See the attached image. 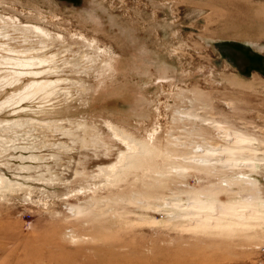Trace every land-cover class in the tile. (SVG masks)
<instances>
[{
    "label": "rangeland",
    "instance_id": "374dc122",
    "mask_svg": "<svg viewBox=\"0 0 264 264\" xmlns=\"http://www.w3.org/2000/svg\"><path fill=\"white\" fill-rule=\"evenodd\" d=\"M4 55L58 89L0 106V264H264V0H0Z\"/></svg>",
    "mask_w": 264,
    "mask_h": 264
},
{
    "label": "bare ground",
    "instance_id": "6f19581e",
    "mask_svg": "<svg viewBox=\"0 0 264 264\" xmlns=\"http://www.w3.org/2000/svg\"><path fill=\"white\" fill-rule=\"evenodd\" d=\"M27 27L29 28L30 27V29L32 28V29H35V30H37L38 31V33L40 32H42V30L40 29V28H38V27H36V26H31V25H27ZM8 44V43H7ZM3 45H4V43H3ZM9 46V45H8ZM8 46H6L5 47V49L8 47ZM10 47V46H9ZM1 48H2V46H1ZM12 48V47H11ZM9 49V48H8ZM14 48H12V50H13ZM3 50H4V46H3ZM7 50V49H6ZM6 50H5V52H6ZM9 51H11V50H9ZM25 51V50H24ZM15 52H17V51H15ZM8 53V52H7ZM13 54V53H12ZM16 54V53H15ZM9 55H10V53H9ZM8 55V56H9ZM18 57H19V54H16ZM14 56V57H16V58H14V57H9V58H5V55L3 56V59L2 58H0V65H8V64H12V62H13V64L15 65V64H20L21 62V64L23 65V66H29V65H32V64H35V63H32L31 62V60L30 59H23V60H21L22 58H18L17 56ZM20 55H21V53H20ZM31 57H35V56H31ZM30 58V57H29ZM37 58V57H36ZM36 58H34V59H36ZM49 58V57H48ZM47 57H46V61H48L49 63H51L50 61H49V59H48ZM53 58V57H52ZM42 59H44V57L42 56ZM39 56H38V63L37 64H40L41 65V63H45L46 61L45 60H42ZM48 59V60H47ZM45 61V62H44ZM48 63V64H49ZM39 65V66H40ZM9 66H12V65H9ZM38 66V65H37ZM46 66V65H45ZM55 66V65H54ZM15 67V66H14ZM18 67V66H17ZM34 67V66H33ZM19 68V67H18ZM27 68V67H26ZM48 68H49V66H48ZM52 68H53V66H52ZM52 68H50V69H52ZM9 69V68H8ZM6 70L7 71V73H5V74H3L2 76H0V81H5V83L6 84H9L10 86L12 85L13 87L15 86V83H17V80H18V82H19V75L21 74L22 76L24 75L25 76V74L27 73V74H32V77H33V75L35 76V75H38V74H41L42 72L40 71V70H43L42 68L41 69H36L37 71H31V70H34V69H31L30 71H22V70H20L21 72H17V71H15V70ZM46 70H47V68H45ZM54 69V68H53ZM0 70H2L1 69V67H0ZM5 70V69H4ZM16 70H17V68H16ZM46 70H44V71H46ZM18 71H19V69H18ZM41 72V73H40ZM44 73V72H43ZM42 73V74H43ZM29 77V76H28ZM29 78H31V77H29ZM47 79H48V77H47ZM24 80V79H23ZM26 80V79H25ZM54 81H56V80H54ZM52 79H50V80H46V78H44L43 80H39V79H36V80H30V82H26V83H24L23 82V84H22V87L21 88H19V90L18 91H16L15 89H13L14 91L12 92V95L10 96V94L8 95V96H6V98L4 99V100H2V99H0V100H2L1 102H0V106H3V105H6L7 104V106H8V103L9 104H11V102H13L14 101V99L15 98H18V101H16L17 102V105H18V103L19 102H23V101H26V100H28V99H30V98H33V96H35V95H41V96H43V97H47V96H52V95H54L53 93L58 89V87L57 86H53V83H56V82H54ZM58 82H59V80H58ZM20 83V82H19ZM18 83V84H19ZM5 84V85H6ZM18 84H16V86L18 85ZM10 86H8V88L10 87ZM12 86H11V88H12ZM5 87H7V86H5ZM20 87V86H19ZM16 102H14V103H16ZM13 103V104H14ZM12 104V105H13ZM11 105V106H12ZM14 106H15V104H14ZM4 107V106H3ZM3 107H0L1 109L3 108ZM17 108V107H16ZM15 108V109H16ZM29 108V107H28ZM16 110H18V111H26L27 112V110H26V107H20V105L18 106V108L16 109ZM15 111V110H14ZM17 111V112H18ZM25 112V113H26ZM35 112V111H34ZM37 112V111H36ZM35 112V113H36ZM19 120V119H18ZM20 121H22V120H20ZM19 121V123H21ZM38 121V120H37ZM6 122V121H5ZM13 122H15V121H13ZM16 122L18 123V121L16 120ZM31 122V121H30ZM19 123L17 124V125H19ZM14 123H12V125H13ZM16 124V123H15ZM15 124H14V126H15ZM21 124H24V123H21ZM1 125H3L4 126V122H3V124H0V128L2 127ZM5 125H6V123H5ZM32 125V124H31ZM7 126H9V128H10V130L9 129H7V131L9 130V132H10V134H11V127H10V124L9 125H7ZM13 126V128H14V130H15V127ZM22 126H23V128H22ZM20 128H22V129H24L25 127H24V125H22ZM26 126V125H25ZM6 127V126H5ZM4 127V128H5ZM17 128L19 127V126H16ZM16 129L15 131H19V130H21V129ZM1 130H2V128H1ZM5 130V129H4ZM7 131H5V134H3V135H6V132ZM14 131V132H15ZM2 132H4V131H2ZM9 134V133H8ZM9 134V135H10ZM12 135V134H11ZM10 135V136H11ZM16 135H17V133H16ZM7 137H8V135H7ZM6 137V138H7ZM116 137H119L118 135H116ZM0 138H2V135H0ZM10 138V137H9ZM8 138V139H9ZM14 138H16V136L15 137H13V139ZM7 140V139H6ZM12 140V138L10 139V141H9V143L11 142H13V141H15V140H13V141H11ZM0 141H4V140H0ZM5 142V141H4ZM8 143V142H7ZM123 144H125V146H127L126 147V149L128 148V149H130V148H132L130 145H128V142H124ZM4 145H7V144H5L4 143ZM11 146H13L14 147V143H12V145ZM10 146V147H11ZM9 148V147H8ZM8 151V150H7ZM6 148H4L3 146H2V144L0 143V154L2 153V154H5L6 155ZM120 154L122 155V152H120ZM14 157V156H13ZM7 162H5L4 161V159H0V184H4L7 180H8V177L6 178V176L4 175V172L2 171L4 168H3V166L6 164ZM5 167V166H4ZM9 181V180H8ZM7 183V182H6ZM10 183V182H9ZM1 186V185H0ZM2 186H4V185H2ZM201 207V206H200ZM214 207H215V205L214 204H209V208L210 209H214Z\"/></svg>",
    "mask_w": 264,
    "mask_h": 264
}]
</instances>
